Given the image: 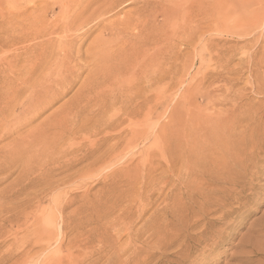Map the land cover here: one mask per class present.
Wrapping results in <instances>:
<instances>
[{
  "label": "rangeland",
  "instance_id": "rangeland-1",
  "mask_svg": "<svg viewBox=\"0 0 264 264\" xmlns=\"http://www.w3.org/2000/svg\"><path fill=\"white\" fill-rule=\"evenodd\" d=\"M63 1L0 0V264H264V0H138L153 57L79 120L91 57L132 50L108 30L140 6Z\"/></svg>",
  "mask_w": 264,
  "mask_h": 264
},
{
  "label": "bare ground",
  "instance_id": "bare-ground-1",
  "mask_svg": "<svg viewBox=\"0 0 264 264\" xmlns=\"http://www.w3.org/2000/svg\"><path fill=\"white\" fill-rule=\"evenodd\" d=\"M60 1V0H59ZM72 1V0H71ZM75 1V0H74ZM74 1H73V4H74ZM82 1H84V0H81V3H80V0H78V2L82 5V3H84V2H82ZM88 0H85V2H87ZM90 1V0H89ZM88 1V2H89ZM93 1V0H92ZM92 1H90L89 3H91ZM127 1H129V0H113L112 2H110L109 4H108V6L106 7V8H104V10H102L101 11V13L100 14H98L100 11H98V9H97V15H104V14H110L111 12H114L113 10L115 9V8H117V7H119L120 5H122V3H124V2H126L127 3ZM140 1H142V0H140ZM159 1V0H158ZM163 1V0H162ZM197 1H200V0H195V4H197ZM63 0H62V4H63ZM75 2H77V1H75ZM96 2H97V0H96ZM143 2V1H142ZM146 2V1H145ZM152 2V1H151ZM157 2V1H156ZM160 2H161V0H160ZM168 2V1H167ZM68 3V2H67ZM78 3V4H79ZM92 3H94V1L92 2ZM101 3H103V2H99V4H101ZM106 3V2H105ZM129 3V2H128ZM127 3V4H128ZM135 3H138V0H135L134 2H133V5H135ZM162 3V2H161ZM190 3V2H189ZM66 4V3H65ZM86 3H84V5H85ZM130 4H132V2L130 3ZM139 4V3H138ZM138 4L136 5V6H138ZM141 4V3H140ZM140 4H139V6H140ZM147 4V3H146ZM152 4V3H151ZM158 4V3H157ZM162 4H164V3H162ZM167 4H169V3H167ZM166 4V5H167ZM200 4V3H199ZM56 5H57V3H56ZM70 5V4H69ZM86 5H88V4H86ZM124 5V4H123ZM143 5V4H142ZM145 5V4H144ZM154 4H152V6H153ZM159 5H160V3H159ZM172 5H174V4H172ZM198 5V4H197ZM62 6H65V5H62ZM62 6H60V7H62ZM90 6V5H89ZM92 6V5H91ZM94 6V5H93ZM92 6V7H93ZM106 6V5H105ZM127 6V5H126ZM151 6V7H152ZM158 6V5H157ZM169 6V5H168ZM171 6V5H170ZM71 7V6H70ZM81 7V10H82V8H84L83 6H80ZM102 7V6H101ZM123 7H125V6H123ZM148 7H149V5H148ZM161 7V6H160ZM162 7H163V5H162ZM164 7H165V4H164ZM199 7V6H198ZM201 7V6H200ZM200 7H199V9H200ZM69 8V7H68ZM119 8H121V6L119 7ZM166 8H168V7H166ZM189 8V7H188ZM59 9H61V8H59ZM88 9H89V7H88ZM93 9H94V7H93ZM93 9H91L90 8V11L91 10H93ZM135 9V8H134ZM150 9V10H149ZM148 10H147V6L145 5V7L144 6H140V7H137L136 8V10L134 11V16L132 15H129V16H131V18L130 19H128V21L124 24V26H123V29H118L117 27L116 28H110L109 30H108V32L110 33V32H112V33H116V35L117 34H119V35H121V36H125L126 38H129L130 40H131V42H130V44H131V49L132 50H124L123 51V49L121 50V48H120V46H119V42L118 41H120V40H118L117 41V43H119V44H117V43H115L114 41H113V43H111V45L109 46V45H107L106 44V42L104 43V41H102L101 39L102 38H100V40L103 42V45H102V47L100 48L99 47V49L98 50H96V49H94V51L96 52L95 54H94V58L93 57H91L92 58V60H91V64H89L90 66H92L87 72H88V76H86V77H88L87 78V81L86 82H84L83 84H82V87H83V89H86V92L84 93L85 94V96L87 97V100L91 97L90 95H93V97H94V101L92 100V102H91V100L89 99L88 100V102L89 103H84L83 102V97L82 98H79L78 99V102H77V104H76V106L74 107V110H75V114H76V116H78L79 114H82V113H84V112H87V111H89L88 110V108H90L91 107V105L93 104H95V100H97V99H100V98H102L103 97V95L104 94H108V92H107V89L108 88H110V86H112V85H114L115 86V84H117L118 82H123L125 79H124V76L126 75L125 73H127L128 74V71L132 68V65H133V61H134V59H136L137 58V56H140L141 57V61L142 62H147V61H151V59H147V57L148 58H152L153 57V53L152 52H150V50H151V46L152 45H154L155 43H156V38L158 37L157 35H156V33H157V31L156 32H154L153 31V26H152V28H151V25L149 24V19L151 18L150 16H151V12L149 13V11H151L152 9L151 8H149ZM157 9V8H156ZM169 9H170V7H169ZM195 9H196V7H195ZM198 9V10H199ZM65 10V11H64ZM66 10L67 9H63V13H60L59 14V16L62 18V16L63 15H65V12H66ZM81 10H78V11H81ZM85 10H87V8H85ZM101 10V9H100ZM123 9L121 8V10L120 11H122ZM154 10V11H153ZM152 10V16H154L153 15V12H154V14L156 13L155 12V9H153ZM165 10H167V9H165ZM189 10H190V8H189ZM197 10V11H198ZM60 11V10H59ZM88 12H90L89 10H87ZM116 11H117V9H116ZM161 11H163V10H161ZM169 11V10H168ZM171 12H172V9L170 10ZM61 12V11H60ZM84 12V11H83ZM94 12H96V11H94ZM93 12V13H94ZM130 12H132V11H130ZM129 12V13H130ZM117 13V12H116ZM128 13V14H129ZM63 14V15H62ZM82 14V13H81ZM85 14H86V12H85ZM88 14V13H87ZM86 14V16L88 17V15ZM118 14V13H117ZM150 14V15H149ZM159 14H161V12L159 13ZM92 15V14H91ZM111 15V14H110ZM120 15V14H119ZM164 15V14H163ZM162 15V16H163ZM196 15V14H195ZM58 15H57V18L59 17ZM77 16H78V13H77ZM82 16H84V13H83V15ZM96 16V15H95ZM121 16V15H120ZM127 16V15H126ZM191 16V15H190ZM81 16H79V18H80ZM93 17H94V15H93ZM98 17V16H97ZM96 17V18H97ZM105 17H107V16H105ZM105 17H103V18H105ZM117 17V16H116ZM115 16L113 17V18H116ZM165 17V16H164ZM168 17V16H167ZM64 18V17H63ZM63 18L62 19H60L61 21L63 20ZM95 18V19H96ZM108 18V17H107ZM110 18H112V17H109V19ZM125 18V17H124ZM128 18V17H127ZM154 18V17H153ZM65 19V18H64ZM90 19V18H89ZM92 19V18H91ZM94 19V18H93ZM92 19V20H93ZM99 19H101V20H103L102 18H99ZM109 19H107V20H109ZM155 19V18H154ZM168 19V18H167ZM69 20V19H68ZM67 20V21H68ZM72 20V19H71ZM74 20H75V18H74ZM87 20V19H86ZM85 20V21H86ZM98 20V19H97ZM96 20V21H97ZM117 20V19H116ZM126 20V19H125ZM157 19H155V21H156ZM67 21H63V22H66V23H68ZM88 21V20H87ZM95 20H94V22H96ZM100 21V20H99ZM105 21V20H104ZM120 20H118V22H119ZM151 21H152V19H151ZM157 21H159V20H157ZM156 21V22H157ZM161 21H163V20H161ZM160 21V22H161ZM91 22V21H90ZM118 22L116 23V26H117V24H118ZM153 22H154V20H153ZM97 23H99L98 21H97ZM102 23H105L106 24V22H102ZM109 23H111V22H109ZM121 23V21L119 22V24ZM158 23V22H157ZM166 23V22H165ZM57 24V22L56 23H54V25H56ZM81 24H83V23H81ZM93 24V23H92ZM112 24V23H111ZM110 24V25H111ZM151 24H154V23H151ZM162 24V23H161ZM60 25H61V23H60ZM63 25H66V24H63ZM69 25V24H68ZM85 25V24H84ZM103 25V24H102ZM101 25V26H102ZM62 26V25H61ZM76 25H74V27H75ZM81 26H83V25H81ZM81 26H79V29H80V27ZM87 26H89V24L87 25ZM95 26H97V25H95ZM100 25H98V27H99ZM101 26L99 27V28H101ZM106 26V25H105ZM122 26V25H121ZM52 27V26H51ZM59 27V26H58ZM63 27V26H62ZM66 27H69V26H67L66 25ZM104 27V26H103ZM125 27V28H124ZM156 27V26H155ZM163 27V26H162ZM53 28V27H52ZM55 28V27H54ZM76 28V27H75ZM95 28V27H94ZM93 28V29H94ZM98 28V29H99ZM49 29V28H48ZM47 29V30H48ZM60 29H63V28H61L60 27ZM59 29V30H60ZM69 29V28H68ZM72 28H70V30H71ZM91 30H92V28H90ZM90 29L89 30H87L86 32H84L83 31V33H82V31H81V33L79 34V35H83L82 36V38L84 37V35L87 33V32H89L90 31ZM95 29H97V28H95ZM94 29V30H95ZM102 29V28H101ZM51 30V29H50ZM50 30H49V32H50ZM56 30V29H55ZM66 30V29H65ZM77 30H78V25H77ZM86 30V29H85ZM58 31V30H57ZM61 31V30H60ZM78 31H80V30H78ZM96 31V30H95ZM101 31V30H100ZM99 31V32H100ZM48 32V31H47ZM46 30L42 33L43 34V37L45 38L46 36H44V35H46ZM52 32H53V30H52ZM52 32H50V34L52 35L53 33ZM55 32V31H54ZM63 32V31H62ZM73 32V31H72ZM71 32V33H72ZM92 33H93V31H91ZM45 33V34H44ZM61 33V32H60ZM60 33H59V35H60ZM76 33V32H75ZM97 33V32H96ZM57 34H58V32H57ZM67 33H62V36L63 35H66ZM69 35V34H68ZM78 35V36H79ZM89 35V34H88ZM77 36V37H78ZM86 36H87V34H86ZM92 36V35H91ZM99 36V35H98ZM115 36V35H114ZM118 36V35H117ZM47 37H49V35L47 36ZM66 37H68V36H66ZM72 37H73V35H72ZM74 37H76V34H75V36ZM80 38H81V36H79ZM90 37V36H89ZM116 37V36H115ZM42 38V37H41ZM50 38V37H49ZM69 38V37H68ZM81 38V39H82ZM110 38H112V36L110 37ZM114 38V37H113ZM121 39H122V37H120ZM124 38V37H123ZM65 40H66V38H64ZM63 39V40H64ZM71 39V38H70ZM81 39H76V42H75V40L74 39H71L69 42H66L65 44H63L62 43V40H61V43L63 44V45H65V46H63V50H61V52L63 51V53L64 52H66L67 50H69L70 48L67 46V45H69L70 46V44H76L77 43V40H81ZM98 39V38H97ZM106 39V38H105ZM117 39H119V38H116L115 40H117ZM68 40V39H67ZM73 40V41H72ZM85 40H86V38H85ZM95 40V39H94ZM99 40V39H98ZM107 40V39H106ZM108 40H110V39H108ZM112 40V39H111ZM110 40V41H111ZM58 41H60V39L58 40ZM57 41V43H59ZM128 41V40H127ZM100 42V41H99ZM101 42V43H102ZM49 43V46L52 44H50V42H48ZM57 43L55 44V45H57ZM79 43H80V41H79ZM82 43V42H81ZM85 43V42H84ZM98 43V42H97ZM125 43V42H124ZM128 43V42H127ZM47 44V43H46ZM73 44V50H74V48H76L75 47V45ZM99 44V43H98ZM97 44V45H98ZM61 45V44H60ZM59 45V46H60ZM80 45H84V44H80ZM79 44H78V46H80ZM101 45V44H100ZM123 45V44H122ZM133 45H136V46H134L135 48H137L138 49V52L137 51H135V50H133ZM52 46V49H53V44L51 45ZM66 46L68 47V49H66ZM86 46V45H85ZM87 46H89V45H87ZM99 46V45H98ZM106 46H108L109 47V49H108V47H107V49H106ZM123 46H125V45H123ZM130 46V45H129ZM58 47V46H57ZM61 47V46H60ZM59 47V48H60ZM70 47H72V46H70ZM83 47V46H82ZM129 48V47H128ZM154 48V47H153ZM78 49H80V48H76L75 49V54L76 55H78V56H76L75 58H76V60H77V57H79L80 56V54H78L79 52L78 51H76V50H78ZM125 49V48H124ZM140 49L142 50L141 52H140ZM66 50V51H65ZM73 50H71L72 52H73ZM87 50V48L84 50V51H86ZM54 51V50H53ZM58 51H59V49H58ZM71 51L69 52L68 51V53L70 54V56H71ZM88 51V50H87ZM92 51V50H91ZM123 51V52H122ZM155 51V50H154ZM56 52V51H55ZM60 52V51H59ZM128 52V53H127ZM156 52V51H155ZM58 53V52H57ZM81 53V52H80ZM73 54H74V52H73ZM88 54V53H87ZM146 54H147V57H146ZM56 55H58V54H56ZM59 55H61V54H59ZM62 55H64V57H62V58H66L65 57V55H68V54H62ZM90 55V54H89ZM88 55V56H89ZM51 56V55H50ZM69 56V58L67 59V60H69L71 57ZM82 56V55H81ZM80 56V57H81ZM54 57V56H53ZM59 57V56H58ZM85 57V56H84ZM139 57V58H140ZM56 58V57H55ZM74 58V57H73ZM82 58V57H81ZM52 59H54V58H52ZM84 59V58H83ZM89 59V60H88ZM87 60L88 61H90V58H88ZM138 59V58H137ZM136 59V61H135V65L137 66L138 65V63H141V61H138ZM57 60V59H56ZM55 60V61H56ZM66 60V64L68 63V61ZM72 60V59H71ZM62 61H63V59H62ZM61 61V62H62ZM65 61V60H64ZM70 61V60H69ZM73 62L75 61V59L74 60H72ZM80 61L81 60H79V58H78V62L80 63ZM75 63V62H74ZM89 63V62H88ZM63 64H65V62H63ZM62 64V65H63ZM72 63L70 62V64L69 65H71ZM81 64V63H80ZM84 64V63H83ZM82 64V66L84 67V69H83V67L81 66V68L85 71V68H87L86 66H84ZM61 65V66H62ZM68 65V66H69ZM73 65V64H72ZM78 65V63H76V64H74L71 68H69V67H67V66H64V67H61L59 70H58V72L60 73V74H62L65 78H66V76L68 75L69 76V78L71 77V78H73V79H76V78H78L80 75H78V74H81V73H79L78 72V69H77V67H75V66H77ZM135 66V67H136ZM152 66V65H151ZM75 67V68H74ZM80 67V66H79ZM78 67V68H79ZM135 67H133V68H135ZM147 67V66H146ZM154 67V66H153ZM53 68V67H52ZM59 68V67H58ZM74 68V69H73ZM80 68V70H82ZM132 68V69H133ZM75 70V71H73V70ZM152 69V68H151ZM50 70V69H49ZM82 70V71H83ZM143 71V70H142ZM148 71V70H147ZM150 71V70H149ZM165 71V70H164ZM151 72V71H150ZM78 73V74H77ZM83 73V72H82ZM85 73V72H84ZM142 73V72H141ZM57 75H58V73H57ZM135 75V74H134ZM150 75V74H149ZM83 76V75H82ZM85 77V76H84ZM85 77V78H86ZM139 77H140V75H139ZM153 77V76H152ZM158 78V77H157ZM79 79V78H78ZM81 79V78H80ZM133 79V78H132ZM127 80V79H126ZM72 82V79L70 80H68L67 82L69 83V82ZM145 82V81H144ZM125 83V82H124ZM120 84V83H119ZM128 84V83H127ZM72 85H73V83H72ZM150 85V84H149ZM125 86V85H124ZM143 86V85H142ZM141 86V87H142ZM166 86V85H165ZM151 87V86H150ZM115 88H117V87H115ZM114 88V89H115ZM120 88V87H119ZM119 88H117V89H119ZM127 88V89H126ZM126 91L128 90V87L126 86ZM149 88V87H148ZM114 89H113V91L112 92H114ZM147 89V88H146ZM150 89V88H149ZM78 91V90H77ZM81 91V90H80ZM123 91V90H122ZM116 92H118V91H116ZM125 92V91H124ZM76 93V92H75ZM62 94H63V92H62ZM64 94H66V93H64ZM60 95V94H59ZM105 95V96H106ZM64 96V95H63ZM77 96H78V92H77ZM81 96V95H80ZM84 96V97H85ZM113 96H115V94L113 95ZM148 96H150V95H148ZM148 96H147V98H148ZM61 97H62V95H61ZM79 97V96H78ZM77 97V98H78ZM85 97V98H86ZM118 97V96H117ZM121 97H122V95H121ZM127 97H129V96H127ZM151 97V96H150ZM60 98V97H59ZM111 98V97H110ZM125 98V97H124ZM123 98V99H124ZM132 98V97H131ZM57 99H58V97H57ZM56 99V100H57ZM106 100H107V98H106ZM128 100V99H127ZM126 100V101H127ZM152 100V99H151ZM101 101V100H100ZM100 101H97V102H100ZM110 101V100H109ZM108 101V102H109ZM131 101V100H130ZM150 101V100H149ZM85 102H87L86 100H85ZM105 102V101H104ZM115 102V101H114ZM71 103V102H70ZM120 103V102H119ZM147 103V102H146ZM150 104H151V101H150ZM71 105V104H70ZM73 105V104H72ZM75 105V104H74ZM92 105V106H93ZM147 105V104H146ZM111 106H112V104H111ZM148 106V105H147ZM111 108V107H110ZM150 108V107H149ZM69 108H67V110H68ZM91 110H95V108H90ZM112 109V108H111ZM93 110V111H94ZM72 111V110H71ZM95 112V111H94ZM149 112V111H148ZM74 113V112H73ZM66 114V113H65ZM88 114V113H87ZM109 114V113H108ZM138 114V113H137ZM83 115V114H82ZM84 115H85V113H84ZM90 115V114H89ZM92 115V114H91ZM81 116V115H80ZM123 116H124V114H123ZM82 117V116H81ZM84 117V116H83ZM82 117V118H83ZM85 117H87V116H85ZM84 117V118H85ZM90 117H94V116H90ZM100 117V116H99ZM63 118H64V115L62 116V118H60V120L58 121V123H63ZM125 118V117H124ZM79 119H81L79 116H78V120ZM90 120L92 119V118H89ZM89 119H86V120H89ZM97 119V118H96ZM100 119H102V117H100ZM92 121V120H91ZM76 123V122H75ZM97 123V122H96ZM99 123V122H98ZM85 124V123H84ZM129 124V123H128ZM57 125H59V124H57ZM81 125V124H80ZM92 125H93V123H92ZM97 125V124H96ZM60 126V125H59ZM80 127V126H79ZM90 127V126H89ZM97 127V126H96ZM59 128V127H58ZM98 128H99V126H98ZM72 129V128H71ZM84 129V128H83ZM93 129V128H92ZM65 130V129H64ZM89 130V129H88ZM61 131V130H60ZM78 131V130H77ZM62 132V131H61ZM120 132V131H119ZM69 134V133H68ZM60 135V134H59ZM60 137H61V135H60ZM64 137V136H63ZM132 142V141H131ZM119 144V143H118ZM95 145V144H94ZM93 147V146H92ZM116 148V147H115ZM189 167V166H188ZM192 171V170H191ZM189 174V173H188ZM200 188V187H199ZM199 188H197V189H199ZM204 188V187H203ZM202 188V189H203ZM191 189V188H190ZM197 189L195 188V189H192V190H196L197 191ZM200 190V189H199ZM204 190V189H203ZM185 191H188V190H185ZM191 191V190H190ZM190 191L188 192L189 193V195H190ZM193 192V191H192ZM199 192H201V190L199 191ZM199 192H196V195L197 194H200ZM194 193H195V191H194ZM194 193H191V194H194ZM187 194V193H186ZM206 194V193H205ZM188 195V196H189ZM201 195H202V193H201ZM193 196H195V195H193ZM204 196V198L206 197L205 195H202V197ZM189 199V198H188ZM201 199V198H200ZM190 200V199H189ZM191 201H193V200H191ZM201 210V209H200ZM206 211V210H205ZM202 212H203V210H202ZM203 213H205V212H203ZM204 215V214H203Z\"/></svg>",
  "mask_w": 264,
  "mask_h": 264
}]
</instances>
